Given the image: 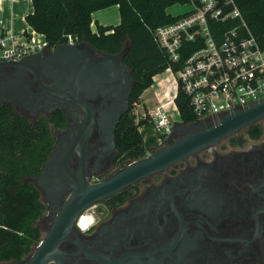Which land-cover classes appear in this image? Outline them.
<instances>
[{
  "label": "flooded vegetation",
  "instance_id": "flooded-vegetation-1",
  "mask_svg": "<svg viewBox=\"0 0 264 264\" xmlns=\"http://www.w3.org/2000/svg\"><path fill=\"white\" fill-rule=\"evenodd\" d=\"M14 74L12 67H4L0 81ZM24 78L38 91L30 74ZM57 111L65 123L54 130V142L69 121L61 109L27 118L33 122ZM258 123V132L244 129L84 210L81 215L90 224L80 229L77 216L59 246L58 264H264V120ZM115 148L116 142L113 150L106 148L94 125L86 145L90 182L103 181L129 164H115ZM77 165L74 159L73 168ZM43 203L39 230L44 237L53 218ZM36 246L24 258L2 264L27 261Z\"/></svg>",
  "mask_w": 264,
  "mask_h": 264
},
{
  "label": "water",
  "instance_id": "water-1",
  "mask_svg": "<svg viewBox=\"0 0 264 264\" xmlns=\"http://www.w3.org/2000/svg\"><path fill=\"white\" fill-rule=\"evenodd\" d=\"M128 49L126 44L117 54L97 53L88 42L81 41L0 63V70L12 67L15 73L12 78L0 81L2 105L14 107L26 118L61 109L69 120L66 130L57 136L41 172L29 179L48 204L52 224L27 261L10 264H58L59 246L68 239L77 216L84 210L264 120V99H261L211 119L176 124L171 135L178 133L179 138L171 140L170 135L163 146L145 157L130 162L103 181L90 182L86 145L94 125L106 148L113 150L115 129L128 111L130 92L136 85L123 63ZM28 74L37 83L38 91L33 92L25 82ZM98 99H102L101 104L94 108L92 103ZM74 159L78 163L75 168Z\"/></svg>",
  "mask_w": 264,
  "mask_h": 264
},
{
  "label": "trees",
  "instance_id": "trees-1",
  "mask_svg": "<svg viewBox=\"0 0 264 264\" xmlns=\"http://www.w3.org/2000/svg\"><path fill=\"white\" fill-rule=\"evenodd\" d=\"M190 0H31L32 12L25 22L43 34L47 49L66 44L70 35L76 42L86 41L95 51L117 54L128 44L123 63L136 81L129 97V108L115 130V164L124 166L153 151L152 138L143 141L132 105L153 85V77L167 67L176 71L154 40L157 27L173 23L176 17L166 9ZM251 33L264 48V0H234ZM118 6L120 23L90 28L93 12ZM219 23L215 24L218 25ZM184 59V57L182 58ZM182 125L195 121L187 96L179 90L175 98ZM141 121L139 124H142ZM65 115L57 111L35 121L22 117L12 106L0 103V263L20 260L40 241L39 220L45 205L38 189L29 182L41 172L54 144V130L64 126ZM251 125L248 132H258ZM146 127L144 132H148Z\"/></svg>",
  "mask_w": 264,
  "mask_h": 264
},
{
  "label": "built area",
  "instance_id": "built-area-1",
  "mask_svg": "<svg viewBox=\"0 0 264 264\" xmlns=\"http://www.w3.org/2000/svg\"><path fill=\"white\" fill-rule=\"evenodd\" d=\"M185 4L189 5L188 11L154 30V40L168 61L179 65L176 71L171 67L164 70L169 82L165 100L157 99L158 104L147 113H134L143 141L151 137L153 149L163 146L173 127L181 123L175 103L179 90L187 96L195 121L264 99V48L251 33L235 1L190 0ZM75 43L76 39L68 35L67 44ZM45 49L43 34L30 29L15 36L0 15V62L18 61ZM146 127L148 132H144ZM89 224L90 219L82 230Z\"/></svg>",
  "mask_w": 264,
  "mask_h": 264
},
{
  "label": "rangeland",
  "instance_id": "rangeland-1",
  "mask_svg": "<svg viewBox=\"0 0 264 264\" xmlns=\"http://www.w3.org/2000/svg\"><path fill=\"white\" fill-rule=\"evenodd\" d=\"M0 6H5L7 7V9L10 11L12 10L14 14H16L17 12L20 11V7H17V5H13L11 3L10 0H0ZM30 3H25L23 6V10L26 7H29ZM189 10V5L187 4H176L173 5L170 9H169V14L173 17L180 15L186 11ZM21 16H18L17 19V28H22L23 30H27L29 31V27L27 26V24L25 23V21L23 20V17H21V19L19 18ZM168 74L165 72L156 74L153 77V85L146 89L141 96L139 97V99L137 101H135L136 105H132V109H131V114L134 115V113H138V115H141L142 113H147L149 110H152L157 104L158 101L157 99H163L164 98V93L167 92L166 86L169 85V82L167 83L166 81L168 80L167 78ZM160 82V83H159ZM155 93H158V95H155ZM135 117V115H134ZM136 123V122H135ZM40 222V220H39ZM43 237V234L40 235V239Z\"/></svg>",
  "mask_w": 264,
  "mask_h": 264
},
{
  "label": "crops",
  "instance_id": "crops-1",
  "mask_svg": "<svg viewBox=\"0 0 264 264\" xmlns=\"http://www.w3.org/2000/svg\"><path fill=\"white\" fill-rule=\"evenodd\" d=\"M11 1V0H10ZM13 5H17V7H20V11L16 14L13 13L12 10H8L5 6H0V15L5 21L6 28L13 33L15 36L20 37L25 31L22 28H17V19L18 16H24L23 20L25 21V16L30 14L32 12V4L31 0H18V1H11ZM25 3H30L29 7L22 9ZM172 6L168 7L166 9V12L169 14V9ZM21 17H19L21 19ZM92 23H91V30L93 32L96 31V25H100L102 27H108V26H116L120 23V13L118 6H110L104 9L97 10L92 13L91 15ZM26 23V22H25ZM27 24V23H26ZM28 26V25H27ZM29 27V26H28ZM31 28L29 27V30Z\"/></svg>",
  "mask_w": 264,
  "mask_h": 264
},
{
  "label": "bare ground",
  "instance_id": "bare-ground-1",
  "mask_svg": "<svg viewBox=\"0 0 264 264\" xmlns=\"http://www.w3.org/2000/svg\"><path fill=\"white\" fill-rule=\"evenodd\" d=\"M88 224V218H86L84 215L81 216V219L79 220V227L81 229H85L86 225Z\"/></svg>",
  "mask_w": 264,
  "mask_h": 264
}]
</instances>
